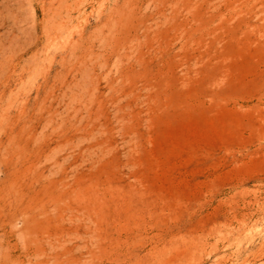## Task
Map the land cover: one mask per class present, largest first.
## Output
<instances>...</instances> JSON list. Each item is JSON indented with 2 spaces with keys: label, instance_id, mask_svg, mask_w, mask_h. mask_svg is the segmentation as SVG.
Here are the masks:
<instances>
[{
  "label": "rangeland",
  "instance_id": "rangeland-1",
  "mask_svg": "<svg viewBox=\"0 0 264 264\" xmlns=\"http://www.w3.org/2000/svg\"><path fill=\"white\" fill-rule=\"evenodd\" d=\"M0 264H264V0H0Z\"/></svg>",
  "mask_w": 264,
  "mask_h": 264
}]
</instances>
